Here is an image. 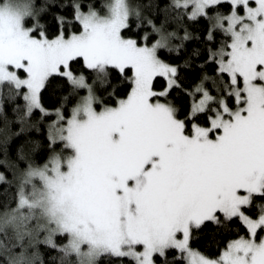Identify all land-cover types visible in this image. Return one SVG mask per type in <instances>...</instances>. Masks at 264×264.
Here are the masks:
<instances>
[{"label": "snow or ice", "instance_id": "snow-or-ice-1", "mask_svg": "<svg viewBox=\"0 0 264 264\" xmlns=\"http://www.w3.org/2000/svg\"><path fill=\"white\" fill-rule=\"evenodd\" d=\"M224 5L226 13L217 11ZM60 6L71 9V19L54 16L50 37L35 0H0V154L9 143L5 101L22 99L13 112L26 124L37 111L41 119L52 114L41 99L52 80L70 88L64 102L87 93L70 111L64 103L54 110L44 162L19 170L15 207L0 212L3 264H43L35 251L41 243L59 250V264L72 256L76 264H98L103 256L167 264L170 249L186 264H264V204L255 205L264 201V0H169L167 7L187 19L210 21L207 42L225 37L205 49L191 89L181 75L190 60L160 58L161 50L180 46L172 45L175 33L143 16L151 3L133 8L129 0H108L102 11L81 0ZM132 16L151 34L126 37ZM79 61L94 74L92 83L73 70ZM113 72L129 90L101 107L97 87L112 89L110 97L119 92ZM157 78L165 81L159 91ZM253 207L258 212L249 215ZM234 219L246 235L216 258L191 247L194 230Z\"/></svg>", "mask_w": 264, "mask_h": 264}, {"label": "trees", "instance_id": "trees-1", "mask_svg": "<svg viewBox=\"0 0 264 264\" xmlns=\"http://www.w3.org/2000/svg\"><path fill=\"white\" fill-rule=\"evenodd\" d=\"M131 6L136 8L151 3L153 7L150 12L148 10L143 11L144 17H150L155 20L157 25L163 24L168 32L175 33V38L172 41L173 46H180L178 52H169L167 49L159 52L160 57L172 64L183 65L186 60H190L191 67L184 69L181 73L184 79V86L191 89L199 80L201 75L200 67L205 64L207 58V48H217L223 42L225 37L222 33H217L215 39L211 42H207L208 28L210 21L207 18H200L198 20H189L183 14L168 8L169 0H130ZM82 3L92 5L102 11L108 0H81ZM69 0H62L63 5H67ZM61 0H57L56 4H51V0H35V8L40 11L39 23L44 25L49 36H54L57 33V28L54 16L62 15L71 19L70 8L60 6ZM158 5L159 11L156 6ZM87 10V9H85ZM217 11L226 13L228 6L224 5ZM214 15V13H210ZM29 25L32 23L29 20ZM130 23L132 27L124 32L126 37L137 39L138 41L145 33L151 34V28L147 23L142 20L138 21L135 16L130 17ZM71 30H75L72 28ZM190 34L191 39H183L185 33ZM157 37L153 34L151 39L147 43L153 42ZM199 51L200 56H193L194 51ZM215 65H207L205 70L212 74V69ZM72 68L78 74L83 73L87 78L88 82L92 83L94 74L87 71L83 67V62H74ZM23 75V73H21ZM131 75V73H129ZM117 74L112 73L110 78L111 83L115 88H119V92H116L113 96H109L108 92H104L102 89L97 87V95L102 101V105H113L116 99L123 98L129 88L127 82L122 78L117 79ZM165 84L163 78H157L154 81V89L159 91ZM6 91V89H5ZM65 82L59 78L52 80L51 84L46 91L42 92V104L43 106L52 113L47 118L41 119V113L35 112L31 120L26 124H21L16 119V113L13 109L18 105H22L23 101L20 98H16L14 101H5L4 116L9 121L7 130L9 133V143L6 154H0V172L5 175V181L0 182V212L6 211L10 207H15L13 196L16 191V177L18 176L19 170L26 167L30 162L35 164H41L46 158L45 145L47 143L46 136L48 134V123L55 117L54 110L64 103L67 110H71L76 100L80 96L86 94V90H80L75 93L72 97V102L67 103L63 101L65 96L70 93ZM176 94L173 93V96ZM183 118V113L181 114ZM4 128L2 118H0V129ZM16 133H19L16 135ZM23 156L21 160L19 157ZM264 204V201L256 200L255 205L258 206ZM258 212V207H253L248 214L254 215ZM246 235V231L242 223L238 220L227 221L224 225L219 227L211 225L203 230H194L192 240L190 241L191 247L200 253L208 257H217L220 252L224 249L227 243L235 238ZM43 239V237H41ZM56 243L58 246H62L66 243L64 239H57ZM39 260L43 261V264H59V250L51 249L47 245L41 243L35 248ZM69 264L76 263L74 256L69 257ZM0 264H3V260L0 259ZM98 264H134L131 258H124L123 260L103 256L99 259ZM156 264H164L163 258H157ZM167 264H186V261L182 260L181 253L177 249H170L167 256Z\"/></svg>", "mask_w": 264, "mask_h": 264}, {"label": "rangeland", "instance_id": "rangeland-1", "mask_svg": "<svg viewBox=\"0 0 264 264\" xmlns=\"http://www.w3.org/2000/svg\"><path fill=\"white\" fill-rule=\"evenodd\" d=\"M129 3H130V5H131V1L129 0ZM106 5V4H105ZM97 9V8H96ZM98 11H100L99 9H97ZM102 14H103V12H102ZM32 22V21H31ZM29 26H31V24L29 25ZM155 41V40H154ZM153 41V42H154ZM152 43V42H151ZM151 43H148L149 45L151 44ZM161 58V57H160ZM162 59V58H161ZM163 60V59H162ZM165 61V60H164ZM167 62V61H166ZM169 63V62H168ZM20 75H22L21 73H20ZM87 94V93H86ZM85 94V95H86ZM104 105H102L101 107H103ZM108 106H112V105H108ZM54 112V111H53ZM55 118L56 117H54V118H52L50 121H49V123H48V126L50 125V123L53 121V120H55ZM245 236V235H244ZM178 238H182V237H180L179 236V234H178ZM235 239H237V238H235ZM234 240V239H233ZM204 255V254H203ZM206 256V255H205ZM206 257H208V256H206ZM209 258H212V257H209ZM214 258H216V257H214ZM74 264H76V263H74Z\"/></svg>", "mask_w": 264, "mask_h": 264}]
</instances>
